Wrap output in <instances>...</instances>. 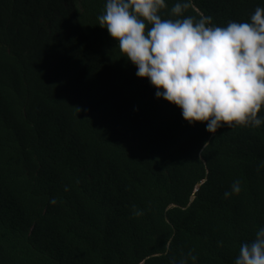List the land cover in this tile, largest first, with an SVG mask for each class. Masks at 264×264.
Segmentation results:
<instances>
[{"label": "trees", "instance_id": "16d2710c", "mask_svg": "<svg viewBox=\"0 0 264 264\" xmlns=\"http://www.w3.org/2000/svg\"><path fill=\"white\" fill-rule=\"evenodd\" d=\"M105 2L0 0V264H234L264 226V122L190 125L98 25ZM177 2L162 19L264 8Z\"/></svg>", "mask_w": 264, "mask_h": 264}, {"label": "clouds", "instance_id": "9594fccd", "mask_svg": "<svg viewBox=\"0 0 264 264\" xmlns=\"http://www.w3.org/2000/svg\"><path fill=\"white\" fill-rule=\"evenodd\" d=\"M191 6L192 0H178L171 14L180 17ZM166 7V0H106L98 25L136 67L135 75L156 89L155 97L177 106L190 125L207 122L210 133L223 126H260L264 8L257 7L248 22L230 21L221 27L203 14L198 19H162L159 13ZM240 190V182L234 181L224 197ZM234 264H264V226L252 242L241 243Z\"/></svg>", "mask_w": 264, "mask_h": 264}, {"label": "water", "instance_id": "95a60500", "mask_svg": "<svg viewBox=\"0 0 264 264\" xmlns=\"http://www.w3.org/2000/svg\"><path fill=\"white\" fill-rule=\"evenodd\" d=\"M202 183V181L200 180V181H198L197 183H196V186H195V189H194V191H193V193H192V197H194V196H196L197 195V192H198V188H199V186H200V184ZM139 264H142V262H140Z\"/></svg>", "mask_w": 264, "mask_h": 264}]
</instances>
